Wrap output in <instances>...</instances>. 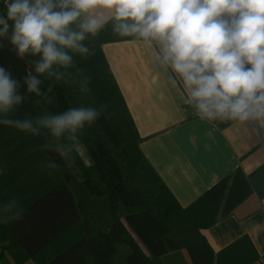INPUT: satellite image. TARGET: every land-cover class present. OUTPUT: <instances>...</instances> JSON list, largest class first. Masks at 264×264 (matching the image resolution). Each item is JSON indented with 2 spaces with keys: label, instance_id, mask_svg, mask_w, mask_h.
I'll return each instance as SVG.
<instances>
[{
  "label": "trees",
  "instance_id": "16d2710c",
  "mask_svg": "<svg viewBox=\"0 0 264 264\" xmlns=\"http://www.w3.org/2000/svg\"><path fill=\"white\" fill-rule=\"evenodd\" d=\"M108 29L90 43L92 56L76 57L90 77L86 95L79 91L81 77L74 75L55 85L48 101L36 104L33 98L21 112H60L81 104L102 109L81 136L89 163L78 148L65 160L42 151L41 138L0 125V259L5 264L257 262L247 235L215 253L200 229L230 216L254 193L263 198L264 163L249 174L237 168L180 206L140 150L141 137L102 52L105 41L129 37ZM0 62L16 75L31 67L7 50H0ZM81 223V236L60 243Z\"/></svg>",
  "mask_w": 264,
  "mask_h": 264
},
{
  "label": "clouds",
  "instance_id": "9594fccd",
  "mask_svg": "<svg viewBox=\"0 0 264 264\" xmlns=\"http://www.w3.org/2000/svg\"><path fill=\"white\" fill-rule=\"evenodd\" d=\"M109 25L114 35L153 50L197 117L255 124L262 134L264 0H3L0 50L31 67L16 75L0 62V125L41 138L42 151L73 159L83 130L102 109L21 112L33 98L48 101L53 87L74 75L86 95L90 77L76 57L92 56L90 43Z\"/></svg>",
  "mask_w": 264,
  "mask_h": 264
},
{
  "label": "crops",
  "instance_id": "0c3cea01",
  "mask_svg": "<svg viewBox=\"0 0 264 264\" xmlns=\"http://www.w3.org/2000/svg\"><path fill=\"white\" fill-rule=\"evenodd\" d=\"M107 28L108 33L111 25ZM101 47L141 137L140 150L180 206L190 205L237 168L249 174L264 163V130L257 135L255 124L197 117L150 47L131 37ZM200 233L215 253L247 235L263 258L264 196L252 194ZM0 264L5 263L0 259Z\"/></svg>",
  "mask_w": 264,
  "mask_h": 264
},
{
  "label": "rangeland",
  "instance_id": "374dc122",
  "mask_svg": "<svg viewBox=\"0 0 264 264\" xmlns=\"http://www.w3.org/2000/svg\"><path fill=\"white\" fill-rule=\"evenodd\" d=\"M85 148L81 145V146H79L78 147V151H79V154L81 153V155L83 156V159L87 162V163H89L90 162V160H89V158H88V156L85 154V150H84ZM72 229V228H71ZM69 230V232L67 233V234H65L66 236H65V238H63L61 241H60V243H62V244H69L70 242H74L79 236H81L82 235V233H83V224L81 223V225L80 224H78L77 226H75L72 230ZM74 240V241H73ZM86 252H88L87 250H86ZM88 255V254H87Z\"/></svg>",
  "mask_w": 264,
  "mask_h": 264
},
{
  "label": "built area",
  "instance_id": "2783aa9c",
  "mask_svg": "<svg viewBox=\"0 0 264 264\" xmlns=\"http://www.w3.org/2000/svg\"><path fill=\"white\" fill-rule=\"evenodd\" d=\"M208 121H213V120H208ZM256 264H264V256L263 258H260Z\"/></svg>",
  "mask_w": 264,
  "mask_h": 264
}]
</instances>
